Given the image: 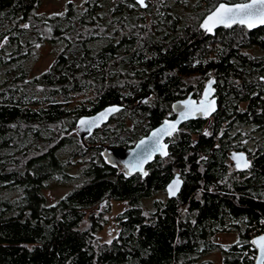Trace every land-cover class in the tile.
I'll return each mask as SVG.
<instances>
[{"label":"trees","instance_id":"16d2710c","mask_svg":"<svg viewBox=\"0 0 264 264\" xmlns=\"http://www.w3.org/2000/svg\"><path fill=\"white\" fill-rule=\"evenodd\" d=\"M220 1L245 0L70 1L62 15L39 13L41 0H0V264L253 263L250 232H264V25L204 34L200 20ZM46 40L58 54L37 74ZM209 78L217 110L186 121L148 176L126 177L105 160V148L131 147ZM108 104L123 107L82 138L80 118ZM224 127L250 137V169L231 164ZM177 172V196L147 209L146 197ZM76 179L47 201L50 181ZM112 201L126 206L108 244L97 226ZM225 231L240 243L215 241ZM216 249L220 263L202 258Z\"/></svg>","mask_w":264,"mask_h":264},{"label":"snow or ice","instance_id":"6c2138e0","mask_svg":"<svg viewBox=\"0 0 264 264\" xmlns=\"http://www.w3.org/2000/svg\"><path fill=\"white\" fill-rule=\"evenodd\" d=\"M138 4L141 7H147L146 0H135V4L131 5L135 7ZM62 15V13L60 14ZM234 24H239L247 27L248 29H253L259 25H264V0H250L247 3H238L234 6H228L225 3L220 4L205 20L201 27L206 32H212L213 29L218 25H223L224 27H232ZM24 28L29 27L28 24L23 25ZM39 46V45H37ZM264 80V77L261 78ZM215 81L212 80L209 82L207 88L205 89L203 99L197 104L196 101L186 100L183 102V110L180 112V120L169 121L165 120L162 127L157 129L152 133L151 138L148 142L141 141L137 145V148H141L142 152L139 154V159L133 165H126L128 169L124 175L126 177L131 176L133 172H138L142 176H148V172L144 169V164L147 163L153 156L157 153L162 157H168L169 152L168 144L162 143V140L165 136L172 137L175 133L179 131L178 125L181 120H187L190 117H195L198 114L203 117H209L216 111V101L215 99H210L209 97L214 92L212 84ZM147 103V100L142 101ZM175 110V106H173ZM121 109L117 106L110 107L104 112L100 113L98 117L91 120L81 119L79 124L81 126H88V131L91 132L93 127H98L99 122L102 119H106L108 115L119 112ZM205 136L211 135L208 132L204 133ZM247 143V141H244ZM148 144L150 147H145ZM201 159H206L201 157ZM232 159L235 161V168L237 170H247L252 167L251 161L246 159L244 153H233ZM183 181L181 180L179 174L176 178L173 179L170 184L167 186V193L169 197H175L181 190ZM54 207V205L52 206ZM147 216V213H145ZM194 223V221H193ZM264 223V221H262ZM106 243L111 244L112 240H108ZM240 242L237 241V244ZM253 245H256L259 249V257L257 258V264H264V235L259 236L256 239L251 241Z\"/></svg>","mask_w":264,"mask_h":264},{"label":"rangeland","instance_id":"374dc122","mask_svg":"<svg viewBox=\"0 0 264 264\" xmlns=\"http://www.w3.org/2000/svg\"><path fill=\"white\" fill-rule=\"evenodd\" d=\"M74 2L75 4L82 6L86 0H41L40 7L38 8V12L46 14V15H57L63 13L66 9L69 2ZM58 54V47L55 43H52L48 40L44 41L37 48V52L35 58L33 59V71L34 73L39 74L40 72L46 70L54 61ZM74 171V169H72ZM70 184V183H69ZM62 184L54 181H50L46 186H44L43 192L49 202H55L57 199L61 198L65 193L68 192V185ZM151 200H147L146 207L150 205ZM126 206V202L124 201H112V207L109 212L105 213V217L107 218V222L103 223V227L97 229V236L100 237L101 240H110L113 236L115 224L112 219L115 218V215L118 211L123 209ZM240 235L235 231H225L219 232L214 235L215 241L230 243L234 241H238ZM202 258L204 259H212L215 262L220 263L221 257L219 251L213 250L210 253L206 254Z\"/></svg>","mask_w":264,"mask_h":264},{"label":"water","instance_id":"95a60500","mask_svg":"<svg viewBox=\"0 0 264 264\" xmlns=\"http://www.w3.org/2000/svg\"><path fill=\"white\" fill-rule=\"evenodd\" d=\"M247 2H250V0H245V1H238V2H225V1H220V2H218L217 3V5L211 10V11H209L208 13H205L204 14V16L202 17V19L200 20V23H199V28L200 29H202V31L204 32V34H210V33H212L214 30H216L217 28H219V27H224L223 25H218V26H216L214 29H213V31L212 32H206L202 27H201V25L205 22V20L207 19V17L220 5V4H222V3H225V4H227L228 6H234L235 4H238V3H247ZM241 26H243V25H241ZM261 26H263V25H259V26H257V27H255V29H257V28H259V27H261ZM247 28V27H246ZM250 30H254V28L253 29H250ZM212 80H214V78H209V80L206 82V84H205V87H204V89H203V91H201L202 92V94H201V96H200V98L199 99H196V98H193L192 97V93H190V94H188L186 97H184L183 99H180V100H178V101H175L174 103H173V105L172 106H175V116L174 117H167V118H164L163 119V121L160 123V124H158L157 126H155V127H153L150 131H148V133L147 134H145L144 136H142V137H140L131 147H129V148H125L124 150H119V151H114V152H112V153H110L111 151H106V148L103 150V153L105 154V160H107V161H110V162H113V163H115V164H121L122 166H123V168H124V172H126L128 169L125 167L126 165H128V166H130V165H133V164H135L136 162H137V160L139 159V154L142 152V149L141 148H137V145L138 144H140V142L143 140V141H145V142H148L149 141V139L151 138V136H152V133L154 132V131H156L157 129H159L160 127H162V125H163V122L165 121V120H169V121H176V120H180V112L183 110V102L184 101H186V100H193V101H196L197 102V104L199 103V101L200 100H202L203 99V95H204V92H205V89L207 88V86H208V84H209V82L210 81H212ZM212 88H213V84H212ZM148 98V96H146V97H144V98H142V99H140V101L142 100V101H144V100H146ZM210 99H215V101H216V103H217V97L216 96H214V92L211 94V96L209 97ZM140 101H138V102H140ZM113 106H117V107H119L120 109H122V105H119V104H108V105H106L105 107H103V108H100V110H98L97 112H95V113H93V114H91V115H88V116H83V117H81L80 118V120L81 119H88V120H91V119H93V118H96V117H98L99 116V114L100 113H102V112H104L106 109H108V108H110V107H113ZM216 110H217V104H216ZM116 113H118V112H116ZM116 113H114V114H111V115H108L107 117H106V119H102V120H100V122H99V126L98 127H93L92 128V130H91V132H93L94 130H96V129H98V128H100L101 126H103L104 124H106L107 122H108V120H110L111 119V117L113 116V115H115ZM213 114V113H212ZM197 119V118H208V117H203V116H200L199 114L197 115V116H195V117H190L189 119H187V120H181V122H180V124L178 125V129L186 122V121H189V120H193V119ZM79 120V121H80ZM79 121L77 122L78 124H79ZM81 128V130H85L86 131V133H90L89 131H88V126L87 125H85V126H79V129ZM166 138H168L167 136H165L164 138H163V140H162V143H166V144H168L167 142H166ZM145 147H150V145H148V144H146L145 145ZM167 151L169 152V150L167 149ZM233 153H244L245 154V156H246V159L247 160H249V158H248V156H247V154H246V152L245 151H232L229 155H230V158L232 159V155H233ZM157 155H159L158 153L155 155V156H153L147 163H145L144 164V169H145V171H146V166L149 164V163H151L155 158L154 157H156ZM232 161H233V163H234V165H235V161L232 159ZM250 161V160H249ZM241 171H243V170H241ZM135 173H138V172H133V174H135ZM177 174H179V176H180V173L179 172H177V173H175L174 174V176L169 180V182H167V185H166V189H167V186L170 184V182L173 180V179H175L176 178V176H177ZM180 178H181V180L183 181V178L180 176ZM182 185H183V183H182ZM181 188H182V186H181ZM167 196H169V195H167ZM261 235H264V232H261V233H259V234H257L256 236H254L253 238H251V241L253 240V239H256V238H258L259 236H261ZM250 241V242H251ZM255 248H256V255H255V258H254V261H253V263L252 264H257V258L259 257V249L257 248V246L256 245H253Z\"/></svg>","mask_w":264,"mask_h":264},{"label":"flooded vegetation","instance_id":"af4514ba","mask_svg":"<svg viewBox=\"0 0 264 264\" xmlns=\"http://www.w3.org/2000/svg\"><path fill=\"white\" fill-rule=\"evenodd\" d=\"M147 1H149V0H146V3H147ZM203 91V90H202ZM201 92V91H200ZM190 93H192V97L193 98H196V99H199L200 98V96L199 97H196L195 95H194V92H192V91H190ZM190 93H188V94H190ZM201 94H202V92H201ZM173 105V104H172ZM171 105V106H172ZM172 109H173V112H174V114H175V111H174V108H173V106H172ZM175 115H173L172 117H174ZM81 129V128H80ZM80 129H77L78 130V132L80 133V136H82V138H86V137H88L89 136V134H93V132H90V133H86V131L85 130H80ZM220 138L222 139V140H224V141H230L235 147L234 148H231V149H229L227 152V154L226 155H228V157H229V160H230V162H231V164L235 167V165H234V163H233V161H232V159L230 158V153L232 152V151H245L246 152V154H247V151H246V146L248 145V138H250V137H247V136H244V137H242V136H240V135H238L236 132L237 131H233L232 129H229L228 127H224V128H220ZM246 131V130H245ZM223 134V135H222ZM144 136V135H143ZM222 136V137H221ZM173 137V136H172ZM244 141H247V143H244ZM166 142L168 143V150H169V153H170V143H171V137H168V138H166ZM112 152H114V151H111L110 153H112ZM158 157H161L160 155H157L156 157H154L155 159H154V161L158 158ZM110 162V161H109ZM111 163H113V162H111ZM115 164V163H114ZM151 164H152V162L151 163H149L147 166H146V171L148 172V170L150 169V167H151ZM117 165H119L123 170H124V168H123V166L121 165V164H117ZM174 176V175H173ZM77 180V179H76ZM72 181L70 184L69 183H67V184H69L67 187H68V192L70 191V190H72L73 188H74V186H76L78 183H79V181L77 180V181ZM170 180V179H169ZM169 180H167V182H169ZM167 182H165V186L162 188V189H160V190H157V191H155V193L153 194V195H151V196H149V197H146V199L147 200H151V202H150V205L148 206V208L147 209H149V210H151V208H153V206H152V203H153V201H155V200H158L159 202L161 201V200H166L167 198H170L169 196H167L168 195V193H167V189H166V185H167ZM66 194V193H65ZM64 194V195H65ZM63 195V196H64ZM111 207H112V203L110 204V209H111ZM97 209H100V207L99 208H97ZM109 209V210H110ZM122 210V209H121ZM121 210L120 211H118L117 212V214L119 213V212H121ZM98 212H99V210H97ZM123 211V210H122ZM116 214V215H117ZM103 216H104V219H103V221H100V216H97V220H98V222L100 221V223L98 224V228L97 229H100L101 230V228L103 227V223H106L107 222V218L105 217V214L103 213L102 214ZM115 215V216H116ZM112 221H113V223L115 224V227H114V232H113V237H114V235H116L117 234V232H118V223H116L117 222V220L115 219V218H113L112 219Z\"/></svg>","mask_w":264,"mask_h":264},{"label":"built area","instance_id":"2783aa9c","mask_svg":"<svg viewBox=\"0 0 264 264\" xmlns=\"http://www.w3.org/2000/svg\"><path fill=\"white\" fill-rule=\"evenodd\" d=\"M260 228H257V229H253L251 232H250V234H251V237H254V236H256L257 234H259L260 232H258V230H259ZM254 247V246H253ZM255 248V247H254ZM254 255H255V253H254ZM253 255V256H254ZM255 257V256H254Z\"/></svg>","mask_w":264,"mask_h":264}]
</instances>
